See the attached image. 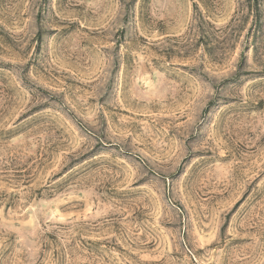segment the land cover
Masks as SVG:
<instances>
[{
  "label": "rangeland",
  "instance_id": "374dc122",
  "mask_svg": "<svg viewBox=\"0 0 264 264\" xmlns=\"http://www.w3.org/2000/svg\"><path fill=\"white\" fill-rule=\"evenodd\" d=\"M0 264H264V0H0Z\"/></svg>",
  "mask_w": 264,
  "mask_h": 264
}]
</instances>
